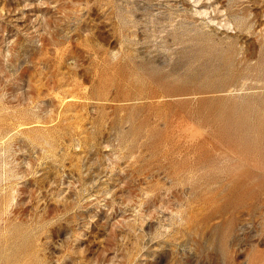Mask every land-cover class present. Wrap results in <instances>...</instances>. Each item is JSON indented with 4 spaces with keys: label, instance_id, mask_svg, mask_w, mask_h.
I'll use <instances>...</instances> for the list:
<instances>
[{
    "label": "rangeland",
    "instance_id": "obj_1",
    "mask_svg": "<svg viewBox=\"0 0 264 264\" xmlns=\"http://www.w3.org/2000/svg\"><path fill=\"white\" fill-rule=\"evenodd\" d=\"M0 264H264V0H0Z\"/></svg>",
    "mask_w": 264,
    "mask_h": 264
}]
</instances>
